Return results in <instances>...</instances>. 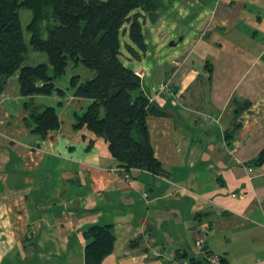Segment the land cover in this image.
<instances>
[{
	"label": "crops",
	"instance_id": "0c3cea01",
	"mask_svg": "<svg viewBox=\"0 0 264 264\" xmlns=\"http://www.w3.org/2000/svg\"><path fill=\"white\" fill-rule=\"evenodd\" d=\"M185 3L201 19L186 52L147 67L140 53L124 55L143 70L145 95L168 113L146 117L165 176L131 169L125 180L107 142L73 128L90 102L68 89L74 74L55 81L62 94L32 97L57 108L59 126L44 138L25 124L19 70L8 78L0 94V264H85L83 232L94 224L115 235L100 264H176L175 251L193 252L198 237L230 264H264V163H254L264 148V0ZM40 54L31 50L26 64L46 62ZM234 100L248 103L236 118ZM164 242L174 250L163 254Z\"/></svg>",
	"mask_w": 264,
	"mask_h": 264
},
{
	"label": "trees",
	"instance_id": "16d2710c",
	"mask_svg": "<svg viewBox=\"0 0 264 264\" xmlns=\"http://www.w3.org/2000/svg\"><path fill=\"white\" fill-rule=\"evenodd\" d=\"M22 8L31 13L25 27L30 49L43 53L46 62L26 64L29 47L19 15ZM156 10L153 0H0V94L8 78L19 70L20 93L28 97L24 104L30 111L25 124L31 134L44 138L48 130L59 126L57 108L39 105L32 97L62 94L64 89L56 87L55 81L70 63L82 65L93 72L92 77L81 80L74 74L68 89L90 102L84 112L74 114L73 128L86 127L103 138L126 172L141 169L165 176L153 153L146 117L168 113L149 100L142 90L141 77L122 59V46L133 57L145 52L141 18ZM125 36L129 43L123 41ZM233 103L236 118L248 103ZM234 126L237 124L233 122ZM254 163H264V148ZM83 236L85 264H100L113 250L115 235L110 225H91ZM181 257H187V253L176 250L175 259ZM218 257L219 264H230ZM187 264L210 262L203 254L202 259L188 257Z\"/></svg>",
	"mask_w": 264,
	"mask_h": 264
},
{
	"label": "rangeland",
	"instance_id": "374dc122",
	"mask_svg": "<svg viewBox=\"0 0 264 264\" xmlns=\"http://www.w3.org/2000/svg\"><path fill=\"white\" fill-rule=\"evenodd\" d=\"M153 1L157 5V10L155 12L144 13L143 18H146V21L141 18V21L143 22L142 32L146 43V56H143L144 52L139 53L144 59V67L153 65L154 63L158 66L159 63L166 65L170 59L181 56L186 52L187 48L191 46V41L197 37L198 29L201 25V19L196 18V16L193 15L196 7L194 10L193 8L186 7L189 4L185 3L186 0ZM19 15L24 31V39L29 47L28 51L30 52L29 34L26 32L25 27L31 19V13L29 10L22 8L19 10ZM123 41L129 43L128 37L125 36ZM170 43L174 44L172 45ZM122 50L124 55L134 58L124 46H122ZM40 55L41 58H44L45 56L43 53ZM122 59L126 66L130 68L137 67V64L129 62L124 57ZM41 61L42 60H39L38 62ZM70 65L68 66L66 73L62 76L60 84L66 82L72 74H79L81 77H85L87 72H92L90 69H87L82 65H78V68ZM145 84H147L146 81ZM212 244H214L216 249L221 250L222 245L219 242L217 244L212 242ZM190 245L193 248V252L191 251L188 253L189 256L187 254V257L179 259L176 264H185L188 262V257H195L198 259L203 258V253L198 251L192 238H190ZM170 249L172 251L174 250V247L169 244L167 245L164 242V247L162 248L163 254L168 253ZM213 251V254H218L216 250Z\"/></svg>",
	"mask_w": 264,
	"mask_h": 264
},
{
	"label": "built area",
	"instance_id": "2783aa9c",
	"mask_svg": "<svg viewBox=\"0 0 264 264\" xmlns=\"http://www.w3.org/2000/svg\"><path fill=\"white\" fill-rule=\"evenodd\" d=\"M172 64H177V62L175 60H173L171 62ZM140 77L143 75V70H140L138 72H136ZM167 88V83H164L161 87L162 90H165ZM150 101H153V98H149ZM119 172L122 173V176L125 180H129L130 179V175L128 172H126L123 168H118ZM142 195L145 197L147 196V192H143ZM195 246L196 248L198 249V251L202 252L204 255H206L208 257V260L210 262V264H219V257L216 256V255H212V254H206L208 251H206L203 247V244H202V239L201 238H196L195 241Z\"/></svg>",
	"mask_w": 264,
	"mask_h": 264
},
{
	"label": "water",
	"instance_id": "95a60500",
	"mask_svg": "<svg viewBox=\"0 0 264 264\" xmlns=\"http://www.w3.org/2000/svg\"><path fill=\"white\" fill-rule=\"evenodd\" d=\"M170 44H172V45H173L174 43H170Z\"/></svg>",
	"mask_w": 264,
	"mask_h": 264
}]
</instances>
